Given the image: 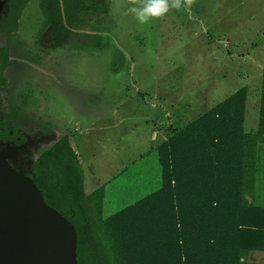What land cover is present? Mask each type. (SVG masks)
<instances>
[{
  "label": "rangeland",
  "instance_id": "374dc122",
  "mask_svg": "<svg viewBox=\"0 0 264 264\" xmlns=\"http://www.w3.org/2000/svg\"><path fill=\"white\" fill-rule=\"evenodd\" d=\"M80 2L83 21L68 40L56 42L42 27L39 0L3 36L10 64L0 109L16 111L18 133L44 138L28 145L17 168L27 172L28 161L68 135L80 150L85 193L106 184L108 217L160 186L149 127L160 140L245 85V130H256L264 0H184L146 24L127 11L141 0ZM258 148L264 204V135ZM254 253L248 264H264V252Z\"/></svg>",
  "mask_w": 264,
  "mask_h": 264
},
{
  "label": "trees",
  "instance_id": "16d2710c",
  "mask_svg": "<svg viewBox=\"0 0 264 264\" xmlns=\"http://www.w3.org/2000/svg\"><path fill=\"white\" fill-rule=\"evenodd\" d=\"M51 38L68 40L81 23L80 0H39ZM29 0H5L1 23L13 32ZM0 56L2 74L10 64ZM248 87L242 86L179 127L154 150L160 186L104 217L105 187L90 194L68 135L29 166L47 204L73 223L77 264H248L264 252V204L259 202V138L264 135V68L257 127L245 130ZM0 111V139L17 134L15 117ZM13 133V135L11 134Z\"/></svg>",
  "mask_w": 264,
  "mask_h": 264
},
{
  "label": "water",
  "instance_id": "95a60500",
  "mask_svg": "<svg viewBox=\"0 0 264 264\" xmlns=\"http://www.w3.org/2000/svg\"><path fill=\"white\" fill-rule=\"evenodd\" d=\"M36 141H0V264H77L73 223L45 202L28 171L15 166Z\"/></svg>",
  "mask_w": 264,
  "mask_h": 264
},
{
  "label": "clouds",
  "instance_id": "9594fccd",
  "mask_svg": "<svg viewBox=\"0 0 264 264\" xmlns=\"http://www.w3.org/2000/svg\"><path fill=\"white\" fill-rule=\"evenodd\" d=\"M185 6L184 0H141V3L128 8V13L140 24L163 17L172 9H181Z\"/></svg>",
  "mask_w": 264,
  "mask_h": 264
},
{
  "label": "flooded vegetation",
  "instance_id": "af4514ba",
  "mask_svg": "<svg viewBox=\"0 0 264 264\" xmlns=\"http://www.w3.org/2000/svg\"><path fill=\"white\" fill-rule=\"evenodd\" d=\"M0 1H2V4H0V18H1V14L4 12V7H5V0H0ZM23 11V10H22ZM21 15H22V12H21V14H20V17H21ZM20 17H19V19H20ZM18 19V20H19ZM18 22V21H17ZM50 26H47V27H45L44 29H48ZM4 26H3V24L1 23V19H0V46H4V49L7 51V53L9 52L8 51V49H7V46H5V45H7V44H5V42H3V36L4 35H8L9 33H11V32H8V31H6V30H4ZM49 38H50V35H49ZM49 40V42H50V39H48ZM47 41V40H46ZM47 43H48V41H47ZM42 55H45V54H42ZM4 71H5V69L3 70V72H2V74L4 75ZM5 76V75H4ZM5 78H6V76H5ZM7 80V79H6ZM7 87V86H6ZM6 87H4V89H1L0 90V95H1V93L3 92V91H5V88ZM0 105H4L3 104V102H2V100H1V97H0ZM1 110H3V109H0V111ZM15 122V121H14ZM16 131H17V129H16ZM11 134L13 135V133L11 132ZM46 134H50V132L49 133H46ZM40 136H42V133L40 132V133H36V134H34V135H29V134H27V133H24V132H17V134L16 135H14V138L13 139H7V140H2V139H0V141L1 142H10V143H12V144H14V145H21V144H23L27 139L29 140L30 139V141L32 140V141H36V140H38V139H40L39 137ZM43 138V137H42ZM37 142V141H36ZM36 142L34 143V144H36ZM33 144V145H34ZM30 145V144H29ZM28 147V146H27ZM27 164H28V162H27ZM29 166H31V165H29Z\"/></svg>",
  "mask_w": 264,
  "mask_h": 264
},
{
  "label": "crops",
  "instance_id": "0c3cea01",
  "mask_svg": "<svg viewBox=\"0 0 264 264\" xmlns=\"http://www.w3.org/2000/svg\"><path fill=\"white\" fill-rule=\"evenodd\" d=\"M162 110L164 111L163 113V117L165 116V114H166V112H165V106H162ZM141 118V120H144V122L146 123V124H148V123H151L152 122V120L153 121H155L154 119H150L151 120V122L149 121V120H147V119H144V118H142V117H140ZM151 124H149V126H150ZM150 128V131H151V134H150V141H152V142H154V144H153V149L155 150L156 149V147H157V145L159 144V143H161L162 141H164L166 138H167V134L165 135V137H164V135L163 136H161L162 138H160V140H158V139H155V138H158V136H159V134H160V132H158L156 135H155V133H154V131L151 129L152 128V126L151 127H149ZM85 130H87L86 128H85ZM79 134L78 133H76V135L75 136H78ZM73 138H75V137H73ZM75 140V139H74ZM74 140H72V139H69V142H70V145H71V147H72V149L73 150H75V152L78 154L77 156H78V158H79V160H80V162H81V154H80V150L78 149V148H76V146H75V144L74 143H72V141H74ZM83 168V167H82ZM84 177H85V174H84ZM103 185H106V184H103ZM102 186V185H101ZM100 187V186H99Z\"/></svg>",
  "mask_w": 264,
  "mask_h": 264
}]
</instances>
